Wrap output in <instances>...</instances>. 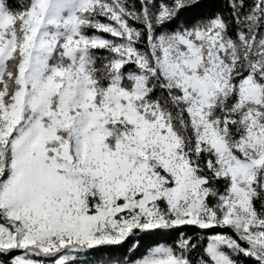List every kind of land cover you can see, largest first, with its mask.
I'll return each instance as SVG.
<instances>
[{
	"label": "snow or ice",
	"instance_id": "snow-or-ice-1",
	"mask_svg": "<svg viewBox=\"0 0 264 264\" xmlns=\"http://www.w3.org/2000/svg\"><path fill=\"white\" fill-rule=\"evenodd\" d=\"M0 264H264V0H0Z\"/></svg>",
	"mask_w": 264,
	"mask_h": 264
},
{
	"label": "trees",
	"instance_id": "trees-1",
	"mask_svg": "<svg viewBox=\"0 0 264 264\" xmlns=\"http://www.w3.org/2000/svg\"><path fill=\"white\" fill-rule=\"evenodd\" d=\"M8 2L12 5H19L22 0H8ZM214 4H216L217 7L223 8L225 0H212Z\"/></svg>",
	"mask_w": 264,
	"mask_h": 264
}]
</instances>
